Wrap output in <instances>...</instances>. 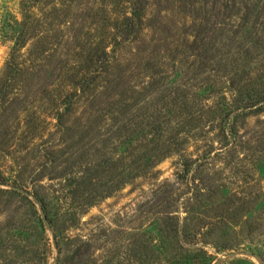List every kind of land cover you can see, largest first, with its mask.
Segmentation results:
<instances>
[{
	"label": "rangeland",
	"instance_id": "obj_1",
	"mask_svg": "<svg viewBox=\"0 0 264 264\" xmlns=\"http://www.w3.org/2000/svg\"><path fill=\"white\" fill-rule=\"evenodd\" d=\"M114 2L0 0V264H264V0H149L72 100Z\"/></svg>",
	"mask_w": 264,
	"mask_h": 264
},
{
	"label": "trees",
	"instance_id": "obj_2",
	"mask_svg": "<svg viewBox=\"0 0 264 264\" xmlns=\"http://www.w3.org/2000/svg\"><path fill=\"white\" fill-rule=\"evenodd\" d=\"M115 1L117 4L115 2L114 4L106 3L102 8L101 6L92 8H96L95 13L91 15L93 26L103 29L99 40L90 38L85 43L83 41V45H79L82 39L81 36L75 38L74 49H78L80 55L85 58L83 66L80 68L79 73L74 75L71 84L74 92L67 94V96L72 97V100L77 97L78 93L89 89L91 84H95L103 74L114 67L119 60L117 53L127 48V46H132L150 27L146 22L148 14H150L149 0ZM195 40L196 38L191 44H194ZM188 47L191 48V45H188ZM230 105L228 103L222 104V107L229 110L227 114L233 112L232 105Z\"/></svg>",
	"mask_w": 264,
	"mask_h": 264
},
{
	"label": "water",
	"instance_id": "obj_3",
	"mask_svg": "<svg viewBox=\"0 0 264 264\" xmlns=\"http://www.w3.org/2000/svg\"><path fill=\"white\" fill-rule=\"evenodd\" d=\"M43 218H44L45 222L48 223V220H47V217L45 214H43Z\"/></svg>",
	"mask_w": 264,
	"mask_h": 264
}]
</instances>
